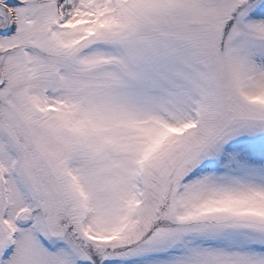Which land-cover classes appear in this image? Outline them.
Instances as JSON below:
<instances>
[{
	"label": "snow or ice",
	"instance_id": "obj_1",
	"mask_svg": "<svg viewBox=\"0 0 264 264\" xmlns=\"http://www.w3.org/2000/svg\"><path fill=\"white\" fill-rule=\"evenodd\" d=\"M0 264H264V0H0Z\"/></svg>",
	"mask_w": 264,
	"mask_h": 264
}]
</instances>
